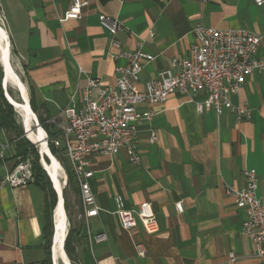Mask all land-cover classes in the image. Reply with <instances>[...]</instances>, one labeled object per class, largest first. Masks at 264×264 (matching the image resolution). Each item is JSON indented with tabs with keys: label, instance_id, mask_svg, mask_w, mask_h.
Instances as JSON below:
<instances>
[{
	"label": "crops",
	"instance_id": "1",
	"mask_svg": "<svg viewBox=\"0 0 264 264\" xmlns=\"http://www.w3.org/2000/svg\"><path fill=\"white\" fill-rule=\"evenodd\" d=\"M81 1L87 2L81 17L65 20L72 0L0 2L37 118L47 121L79 103L90 79L114 83L116 65L126 63L115 57L120 51L142 49L154 56L140 72L143 88L172 59L190 55L200 23L261 35L255 57L264 59V6L254 0ZM100 14L118 19L121 30L110 35ZM204 99L202 92H177L163 103L139 104V111H152L135 141L140 163H132L125 148L93 157L89 183L99 211L79 220L76 264H264L241 230L245 213L226 193L228 186L244 188V170L253 168L257 196L264 199V69L247 75L230 96L250 117L228 109L199 112L196 104ZM152 130L158 135L155 143L150 142ZM11 138L0 127V264H42L44 192L33 182H5L17 164ZM143 202L150 203L158 230L149 233L140 221L124 229L118 211H135ZM102 233L106 239L97 241Z\"/></svg>",
	"mask_w": 264,
	"mask_h": 264
},
{
	"label": "built area",
	"instance_id": "2",
	"mask_svg": "<svg viewBox=\"0 0 264 264\" xmlns=\"http://www.w3.org/2000/svg\"><path fill=\"white\" fill-rule=\"evenodd\" d=\"M254 2L264 6V0ZM86 5V1L72 0L62 20L80 18ZM99 21L110 35H115L122 28L120 21L111 15L100 14ZM194 34L195 42L190 55L172 59L170 65L147 81L143 88L138 84L140 72L154 56L142 49L120 51L115 57L125 59L126 63L116 65L114 83L104 85L96 79H90L82 90L79 103H72L56 116L47 119L54 132L51 142L68 160L74 181L79 187L83 210L80 218L87 220L99 211L89 183L93 176L94 156L116 155L125 148L130 161L140 163L141 155L135 147V141L140 125L151 118L152 111H139V104L163 103L177 92H202L205 99L196 104L199 112L214 109L220 114L228 109L235 111L240 118L250 117V111L246 107L234 105L230 96L239 91L247 75L256 69H264V59L255 57L262 36L247 29H219L202 23L194 28ZM113 45L120 46L118 42H113ZM46 136L48 140L47 132ZM157 140L158 135L152 130L150 142L155 143ZM26 167L27 164L17 163L5 182L12 186L29 183L31 173ZM244 175L245 187L238 189L228 186L226 193L235 199L236 206L245 213L241 230L253 241L255 257L264 260V199L256 193V170L246 169ZM175 204L177 210L182 212V202L177 201ZM118 215L124 229H131L140 221L147 232L158 230L156 216L149 202L141 203L135 211L121 209ZM95 239L103 241L106 235L98 234ZM230 258H234L233 254H230Z\"/></svg>",
	"mask_w": 264,
	"mask_h": 264
},
{
	"label": "bare ground",
	"instance_id": "3",
	"mask_svg": "<svg viewBox=\"0 0 264 264\" xmlns=\"http://www.w3.org/2000/svg\"><path fill=\"white\" fill-rule=\"evenodd\" d=\"M8 35L7 28L4 26L0 16V53L4 55L6 68V76L4 78L5 92L21 117V122L26 130L27 137L37 145L39 151L42 153L43 158L41 159V163L47 170L46 172L49 173L48 176L51 178L52 184L59 193V203L54 210V223L56 227L53 245L54 262L55 264H71L63 247V242L69 229V220L63 197L64 179H66L67 175L58 158L50 151L47 143L46 131L38 122L30 106L27 86L25 82L19 78L11 63V43L9 42L10 39ZM10 84H12V86L14 85L18 90L20 101L16 100L9 93L8 86ZM46 158H48V161Z\"/></svg>",
	"mask_w": 264,
	"mask_h": 264
},
{
	"label": "trees",
	"instance_id": "4",
	"mask_svg": "<svg viewBox=\"0 0 264 264\" xmlns=\"http://www.w3.org/2000/svg\"><path fill=\"white\" fill-rule=\"evenodd\" d=\"M1 81H2V78L0 76V127L5 128L6 130L12 132L14 136L18 138L22 135V131L18 127V125H16L14 121V110H13L12 105L8 102V100L4 96V91L1 85ZM30 106L32 110L34 111V113H36V109L34 107L32 99L30 100ZM38 120H40V122L44 126H46L45 130L47 131L49 138L52 139L54 132L50 129V125L41 116H38ZM14 138H11V140L14 142V145H15L16 156H18L19 154L26 155L27 152H29V150L33 154H35V157L33 158V167H32V174H31L33 181H30V182H33L35 185L41 188L44 192L45 210H44V223H43V237H44L43 246H44V249L46 250V258L42 264H53L52 259H51V244H52V235H53L52 213H53V208L57 201V195L55 194L53 188L50 185V181L44 169L41 166L40 160H38V157L36 155V152L34 151L33 145L28 140L24 139V141L19 142V141H15ZM49 145H50L51 150L54 153L58 151L57 149H55L52 142H50ZM46 160L48 161V158H46ZM68 170L70 172V180L72 179L74 181V177L72 175L70 168H68ZM75 194L77 197L80 195L79 187L77 184L75 187ZM63 197H64V192H63ZM64 206H65V210L68 211L69 199H68V196H66V194L64 197ZM82 212L83 210H82V207L80 206L79 214H82ZM78 235H79L78 229L71 227L68 229L67 235L63 242V247L65 249L67 256L69 257L71 263L73 262L75 264H76V242L78 239Z\"/></svg>",
	"mask_w": 264,
	"mask_h": 264
},
{
	"label": "rangeland",
	"instance_id": "5",
	"mask_svg": "<svg viewBox=\"0 0 264 264\" xmlns=\"http://www.w3.org/2000/svg\"><path fill=\"white\" fill-rule=\"evenodd\" d=\"M0 2L2 3V0H0ZM4 15H5V12H4V9H3V5H0V16L2 18V22H3L4 26L7 28V31H8L9 22L7 20V17H4ZM9 31H10V33L12 35V30L10 28H9ZM8 34H9V32H8ZM10 60H11V63L13 65L17 75L19 76V78L22 81L25 82V74H24V68H23L22 59L19 56V54L16 51H14V47L13 46H11ZM0 76H1V78L3 77V68L1 66V63H0ZM11 86H12V84H10L8 86L9 93L16 100L20 101V96H19L18 90L16 89V87L14 85L12 87ZM12 107H13V110H14V121H15L16 125H18V127L22 131V135L20 137H18V138L15 137L14 134L11 132L12 135H13V138L15 137L14 138L15 141H19V142L24 141V139L28 140L33 145L34 151L36 152L38 160H41V154H40L39 148L37 147V145L35 143L31 142L29 140V138L27 137V133L25 132V129H24L23 124L21 122L20 115L16 111L15 106L12 105ZM38 122H40V120H38ZM40 125L44 129L46 128V126H44L41 122H40ZM50 142H51V139L48 138V140H47L48 145L50 144ZM49 148H50V145H49ZM50 150H51V148H50ZM51 152L56 156V158H58V160L60 161V163L62 164V166H63V168H64V170L66 172L67 176H66V179H64V187H63L64 197H65V194H66V196H68V199H69V209H68V211H66V213H67L68 220H69V228H71V227L77 228V225H78L79 220H80V217H79L80 214L79 213H80V206H81V204H80L81 202L80 201L81 200H80V197H79L80 195L77 197L76 194H75L76 183L72 179L70 180V172L68 170L69 164H68V160L65 158V156L60 151H57L56 153H54L51 150ZM34 157H35V154H33L29 150V152H27L26 155L19 154L18 156H16V161H17V163L27 164V167L25 169L32 174L33 158ZM41 166L43 168L42 164H41ZM44 171H45V173H46V175H47V177H48V179L50 181L51 187L53 188V190H54V192L56 194L54 186H53V184H52V182H51L46 170H44ZM30 181H33L32 177H31ZM52 220H53V213H52ZM51 259H52V254H51ZM71 264H75V263L72 262Z\"/></svg>",
	"mask_w": 264,
	"mask_h": 264
},
{
	"label": "water",
	"instance_id": "6",
	"mask_svg": "<svg viewBox=\"0 0 264 264\" xmlns=\"http://www.w3.org/2000/svg\"><path fill=\"white\" fill-rule=\"evenodd\" d=\"M8 37H9V35H8ZM9 39H10V37H9ZM9 42L11 43V41L9 40ZM0 63H1V66H2V68H3V77H2V81H1V85H2V88H3V90H4V96L6 97V99L8 100V102L11 104V105H13V103L8 99V97H7V94H6V92H5V86H4V78H5V76H6V68H5V58H4V55H2L1 53H0ZM21 97L23 98V95L21 94ZM25 132H26V130H25ZM30 140V139H29ZM31 141V140H30ZM32 142V141H31ZM40 154H41V159L43 158V156H42V153L40 152ZM49 158V157H48ZM40 162H41V160H40ZM42 164V163H41ZM43 168H44V170H46L45 169V167L43 166ZM47 171V170H46ZM47 174H49V173H47ZM50 180H51V178H50ZM52 182V181H51ZM54 186V185H53ZM54 189H55V191H56V195H57V201H56V204H55V206H54V209H53V235H52V244H51V254H52V263L53 264H55L54 263V256H53V245H54V240H55V231H56V227H55V221H54V210H55V208L57 207V205H58V203H59V193H58V191L56 190V188L54 187Z\"/></svg>",
	"mask_w": 264,
	"mask_h": 264
}]
</instances>
